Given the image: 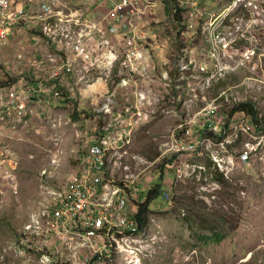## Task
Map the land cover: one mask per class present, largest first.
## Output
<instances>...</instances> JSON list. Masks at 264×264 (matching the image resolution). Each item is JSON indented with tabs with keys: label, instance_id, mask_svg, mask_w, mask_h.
<instances>
[{
	"label": "rangeland",
	"instance_id": "374dc122",
	"mask_svg": "<svg viewBox=\"0 0 264 264\" xmlns=\"http://www.w3.org/2000/svg\"><path fill=\"white\" fill-rule=\"evenodd\" d=\"M34 1L15 0L14 3L29 9ZM83 9L89 18L86 6ZM155 10L154 18L142 17L136 27L139 36L144 31L149 34L147 51L152 58L150 65H125L123 49L114 42L112 46H115L116 52L119 51V56L111 66L103 64L108 50L95 51L91 47L88 63L77 65L70 73L60 72L65 56L58 55L55 47L44 42L36 24L18 29L19 36L0 48V81L4 83L3 78L9 81V85H2L0 90L5 95L10 91H26L28 94V89L39 83L38 87L47 91L45 97L50 100L47 105L41 102L31 104L30 111L21 117L0 104V264H82L80 256L90 248L82 238L64 233L60 242L55 236L47 238L44 234L41 237L31 232L26 234L24 227L29 225L32 215L53 204L57 195L67 187L89 146L110 137L113 128L124 125L122 122H127L137 107L141 116L132 118L131 145L111 151V157L121 161L113 166V174L121 181L124 176H132L135 184L140 185V192L144 191L146 182H149L148 188H152L163 177V191L169 193V199L164 194L152 206L159 213L151 215L150 225L144 228L149 234L143 237L146 248L143 253L135 254L133 260L132 255L116 253L109 261L97 258L93 264H128L129 260L130 264H264V130L256 132L259 136L232 130V125L242 117L255 124L244 112H232L237 103L218 100L219 111L224 117L223 138L238 134L236 145H229L225 153L227 157L234 156L233 163H225L228 177L225 170L211 159L213 171L224 175L228 187L213 181V174H207L208 169L202 163L209 154L206 149L200 155L204 159L183 153L179 163L182 167L186 162L190 168L197 167L185 180L196 174L198 187L188 188L181 182L183 185L177 190V196L197 191L196 202L205 212L204 216L209 215L206 206L210 212L225 214L224 218L229 221L226 238L220 244H198L196 239L191 238L187 227L184 228L176 219V215L187 213L188 203L173 214V204L169 202L176 192L172 189L176 181L174 167L166 166V170L162 167L170 157L175 156V151H168L162 144L172 145L176 138L171 134L179 130L181 124L188 128L186 124L195 113L224 92L241 88L245 76L231 73L224 80L214 81L211 87L194 92L184 90L193 88L194 82H188L186 86H179V93L184 92L175 97L172 84L167 79L163 81L162 77L172 71L173 65L175 69L179 51L198 43V39L188 33H180L184 27L179 19L183 18V10L176 0L158 2ZM19 53H22L21 59L18 58ZM47 55L60 61L50 65L46 61ZM150 68H153V73L149 74V78L142 79V73ZM56 74L59 77L52 79ZM246 74L253 73L249 71ZM119 82V89L113 96H100L97 92H111ZM127 82L131 85L129 100L119 96ZM58 88H62V96H71V102L64 100L63 104L62 101L56 103V99L50 97L49 92ZM137 93L145 94L147 99L137 104ZM189 95L195 101L187 112L185 105ZM179 97L185 99L182 106ZM247 97L249 102L258 98L257 103H247L254 105L259 117L263 118L264 93L256 91ZM205 124L210 126L212 122ZM260 126L263 127L264 122ZM200 128L203 126H194V129ZM178 133L179 137L188 139L183 129ZM243 151H251L252 155L251 165L247 168L239 159ZM147 162L154 164L148 166ZM126 168L130 171L127 172ZM189 185L193 187V183ZM220 190L226 191L224 196L215 199L213 193L217 194ZM141 201L142 196L139 195L138 202ZM138 246L132 243L130 247Z\"/></svg>",
	"mask_w": 264,
	"mask_h": 264
},
{
	"label": "built area",
	"instance_id": "2783aa9c",
	"mask_svg": "<svg viewBox=\"0 0 264 264\" xmlns=\"http://www.w3.org/2000/svg\"><path fill=\"white\" fill-rule=\"evenodd\" d=\"M82 1L84 0H39L38 4L27 9L14 3L15 0H0V48L18 37L17 32L21 27L36 24L44 42L55 47L58 55L65 56L60 72L70 73L77 65L88 63L91 47L95 51L108 50V55L103 58V64L111 66L119 56V51L116 52L115 46H112L114 42L123 49L125 65L152 63L151 55L147 52V56L141 45L147 44L149 34L144 31L139 36L136 27L142 17L154 18L157 3L164 0H109L105 22L89 19L79 4ZM176 3L183 10L181 25L184 27L180 33H188L198 39V43L182 48L176 56L175 69L173 62H170L169 64L173 65L172 71L164 73L162 77L163 81L167 79L168 83L172 84L174 96L182 94L184 91L179 93L178 88L186 86L188 82H194L193 88L184 90L194 92L211 87L214 81L224 80L231 73L243 74L245 78L241 88L239 86L224 92L193 115L192 120L186 124L187 134L190 135L187 140L175 139L172 145L164 143L162 147L168 151L174 150L191 155H202L206 149L228 177L229 170L224 165L225 153L228 152L229 145H236L238 134L237 137L222 138L220 142L207 135L212 133L220 136L225 131L218 100L241 104L249 102L247 96L256 91L264 93V0H176ZM45 57L50 65L60 61L49 55ZM18 58H22V53L18 54ZM152 70L153 68L145 70L141 78L144 80L149 78ZM249 71L253 74H246ZM58 77L57 75L52 79ZM120 84L121 82L113 87L111 92L108 90L106 93L101 90L97 92L100 96L103 94L113 96ZM130 91L131 85L127 82L119 96L129 100ZM1 92L2 90L0 104L19 117L30 111L31 104L50 103L45 97L47 91L41 87L37 89L30 87L29 95L26 91H10L7 95L4 91ZM49 93L51 98L59 97L56 91ZM146 99L145 94L137 93V104ZM184 100V97H179L181 106ZM194 101L192 95H189L185 105L187 112L193 107ZM257 102L258 98H254L249 103ZM139 111L138 107L135 108L129 120L122 122L124 125L114 128L111 140L89 146L74 178L61 194L57 195L53 204L31 216L29 225L24 227L26 234L31 232L37 237L44 234L47 238L55 236L60 242L64 239L62 237L64 233L82 238L90 246L87 248L89 251L80 256L84 258L82 264H90L91 260L101 259L104 253L108 258H112L116 253L127 255L142 252L141 246L130 247L133 242H138L136 237L138 223L130 211L131 198L136 197L135 188L132 187V176H124L122 181L115 177L113 166L121 161H118L120 158L109 156L110 150L116 151L131 145L132 118L141 116ZM207 121H211L212 125L208 126L205 133L201 129H194L195 125L207 128L205 124ZM231 128L248 135L258 132L252 121L244 117ZM118 141H121L120 145L117 144ZM253 149L256 153V146ZM251 160V151H244L240 156L243 166L250 165ZM233 162V159L228 161L230 164ZM153 164L150 162L148 166ZM185 168L193 170L197 167L190 168L186 163L182 167L178 164L176 169L180 177L191 176L192 173H187ZM126 171L129 172L130 168H126ZM35 235L33 239L36 238Z\"/></svg>",
	"mask_w": 264,
	"mask_h": 264
},
{
	"label": "trees",
	"instance_id": "16d2710c",
	"mask_svg": "<svg viewBox=\"0 0 264 264\" xmlns=\"http://www.w3.org/2000/svg\"><path fill=\"white\" fill-rule=\"evenodd\" d=\"M165 2H168V0H165ZM170 2V0H169ZM180 19V23L182 18ZM178 19V20H179ZM4 83H2L0 81V87L2 85L6 86L9 85V81H5L6 79L3 78ZM56 80V79H55ZM13 81V79H12ZM33 82V81H32ZM11 84V83H10ZM38 84L37 83L35 86H33V89H37L38 88ZM62 88H58V90L56 91L59 95V97H55L53 99H56L54 101H56V103H58L59 101H62L61 103L63 104L64 100L71 102L72 98L69 94L67 95H61V91ZM62 99V100H60ZM44 101L46 100L45 98L43 99ZM233 113L235 112H244L246 116L252 118L255 122L254 126L257 129V131L260 130H264V126L261 127V122H264V117L260 118L259 117V113L258 111L255 110L254 105L249 104V103H244V104H240V105H236L233 110ZM261 120V121H260ZM74 121H77V119H75ZM222 124H224V117L222 120ZM208 134V133H207ZM208 137H211L214 139V141L216 142H220L221 140H218L217 136L213 135V134H208ZM197 158L200 159H204L203 160V164L204 166L207 167L208 169V175L213 174L212 176V180L213 181H217L219 183H221L223 185V187H228V185H226L225 181H224V175L220 174L217 172L213 171V166L214 163L211 161V158L208 155H206L204 158H201V156H197ZM174 160V158H172L169 161V164L172 163V161ZM165 167L162 169L166 170V165H164ZM189 183H193V187L189 185ZM149 182H146L144 184V191L140 192V185H137V191H134V193L136 194L135 196H142V201L141 202H137L135 199L131 198L132 202L136 205L137 210H136V220L139 223L140 228H147L150 225V218L151 215L155 214L157 215L159 212L158 210H154L153 209V204L158 201L161 200L163 198V195L166 194L163 191V184H164V180L163 177L161 178L160 182L156 185H154L152 188H148ZM186 185V187L188 188H197V177L196 174L194 175V177H192L190 180H187L185 183H183ZM181 184V185H183ZM179 185L176 189H175V194L174 197L170 200V204H173V214L176 213V211L183 206L185 203H188L186 205V210L187 213L184 215H176V219L177 221L185 228L187 227V229L190 231L191 233V238L196 239V241L198 242V244L201 243H205V244H220L222 243V241L226 238V231H227V227H229V221L227 219H225L224 217L225 214H219L218 212H210V208L208 206H206V212L207 216H204L202 207H200L199 205H197L196 202V194L198 193L197 191H193L192 194L189 193H183L181 195L177 196V190L179 189V187L181 186ZM148 189V190H147ZM147 191V193H146ZM144 192L146 193V195L143 197ZM225 190H220L218 191L217 194L213 193V195L216 196L215 199H218L219 196H224L223 193H225ZM135 198V197H134ZM207 202V201H206ZM205 203V201L203 202ZM196 245V244H195Z\"/></svg>",
	"mask_w": 264,
	"mask_h": 264
},
{
	"label": "bare ground",
	"instance_id": "6f19581e",
	"mask_svg": "<svg viewBox=\"0 0 264 264\" xmlns=\"http://www.w3.org/2000/svg\"><path fill=\"white\" fill-rule=\"evenodd\" d=\"M142 45V48H143V50H144V52H148L147 51V44H144V43H142L141 44ZM151 60H152V58H151ZM150 60V61H151ZM238 105H240V104H238ZM255 107V106H254ZM255 110L257 111V108L255 107ZM127 113V112H126ZM124 114V113H123ZM222 118H223V116H221ZM181 125H183L182 127H179V130H177V131H174L173 132V134H171V136L172 137H175L176 139H177V141H182V140H184L182 137H179V133L178 132H180V131H182V129L184 130V132L187 134V131H188V128H185L184 127V124H181ZM188 126V125H187ZM110 128H112V127H110ZM110 128H109V130H110ZM208 126H207V128H200L201 129V131L203 132V133H205V131L206 130H208ZM114 131H115V129L113 128V130H112V135L111 136H113L114 135ZM176 132H177V135H176ZM109 136V135H108ZM111 136L110 137H107L106 138V140H103V142L102 143H105L106 141H108V140H111ZM178 136V137H177ZM187 137L189 138L190 137V135H188L187 134ZM217 138H218V140H221L222 138H223V136H222V134H221V136H217ZM117 144L118 145H120L121 144V141L119 142H117ZM126 147H128V146H126ZM125 148V147H124ZM123 149V148H122ZM120 150V149H119ZM111 151H114V150H110V155L109 156H111V154H112V152ZM244 152V151H243ZM242 152V153H243ZM241 153V154H242ZM181 154H183V152L182 153H180V152H175V156H177V159L175 158L173 161H172V163H168V167H174V172H175V177H176V181H175V183L172 185V189H176L179 185H181L182 183L181 182H183V183H185L187 180H185L186 179V177H180L179 176V174H178V172H177V169H176V166L180 163V156H181ZM185 154V153H184ZM186 154H190V153H186ZM241 154L239 155V159H240V156H241ZM191 155V154H190ZM209 156H211L210 155V153H209ZM225 158H226V162H228V161H230V160H232V159H234V156H231V157H227L226 155H225ZM213 161H214V163L215 164H217L218 166H220L218 163H217V161L212 157L211 158ZM171 160V157H170V159L168 160V162ZM175 160H176V162H175ZM175 162V163H174ZM251 162H252V160H251ZM251 162H250V165H251ZM186 164H187V162H186ZM188 165V164H187ZM224 165H225V163H224ZM250 165H248V166H243L244 168H247V167H249ZM187 173H192L191 172V170L190 169H188V168H185L184 169ZM196 169H194L193 171H195ZM197 171H200V170H197ZM225 174H226V172H225ZM227 176V175H226ZM188 180H190V179H188ZM132 187L133 188H135V190L134 191H137V185L135 184V182H134V180H132ZM139 196V195H138ZM138 196H136L135 198L134 197H132L133 199H135L137 202H138ZM165 196L167 197V199H169V193H166L165 194ZM136 205L132 202V200L130 201V211H131V213L133 214V216H134V218H135V220H136ZM137 221V220H136ZM138 223V222H137ZM264 232V231H263ZM149 234V232L148 231H146L144 228H140V226H139V223H138V229H137V231H136V237H138V242H133V243H135V244H139L141 247H140V250L142 251L141 253H143L144 251H145V246H144V242H145V238H143V237H145V236H147ZM70 243V242H69ZM68 244V243H67ZM71 244V243H70ZM70 246V245H69ZM34 252V251H33ZM32 253V252H31ZM139 252H135V253H128L129 255H132V257H134V255L135 254H138ZM141 253H139V254H141ZM37 254V253H36ZM38 255V254H37ZM115 255V254H114ZM114 255L112 256V257H114ZM40 256V255H39ZM81 258V261H84V258L83 257H80ZM111 258H108V255L106 254V253H104L102 256H101V260L103 261V262H105L106 260H110ZM96 260V259H95ZM90 264H93L94 263V260H91L90 262H89ZM128 264H130V260L128 261Z\"/></svg>",
	"mask_w": 264,
	"mask_h": 264
},
{
	"label": "crops",
	"instance_id": "0c3cea01",
	"mask_svg": "<svg viewBox=\"0 0 264 264\" xmlns=\"http://www.w3.org/2000/svg\"><path fill=\"white\" fill-rule=\"evenodd\" d=\"M38 4L39 0H35L33 4ZM79 4L84 8L86 6V9L89 13V18L95 21L105 22L106 16L108 14V9L110 2L109 0H84L82 2H79ZM94 47V46H93ZM172 158H176V156H172ZM168 165V161L165 164ZM167 168V167H166ZM165 180V179H164Z\"/></svg>",
	"mask_w": 264,
	"mask_h": 264
},
{
	"label": "clouds",
	"instance_id": "9594fccd",
	"mask_svg": "<svg viewBox=\"0 0 264 264\" xmlns=\"http://www.w3.org/2000/svg\"><path fill=\"white\" fill-rule=\"evenodd\" d=\"M19 5H21V4H19ZM85 154H86V153H85ZM85 154H84V155H85ZM198 155H199V154H195V155H193V156L197 158ZM192 177H194V175H193Z\"/></svg>",
	"mask_w": 264,
	"mask_h": 264
}]
</instances>
